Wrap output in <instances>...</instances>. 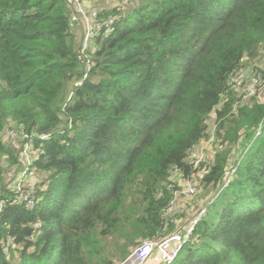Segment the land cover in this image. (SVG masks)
I'll return each instance as SVG.
<instances>
[{"label": "trees", "instance_id": "trees-1", "mask_svg": "<svg viewBox=\"0 0 264 264\" xmlns=\"http://www.w3.org/2000/svg\"><path fill=\"white\" fill-rule=\"evenodd\" d=\"M130 4L102 12L113 30L80 54L67 0H0V264H86L121 240L122 262L173 232V171L190 175L212 113L215 150L197 179L212 199L172 264H264V98L230 115L231 77L264 51V0ZM12 127L32 137L28 171L44 174L30 209L7 178L22 171Z\"/></svg>", "mask_w": 264, "mask_h": 264}, {"label": "built area", "instance_id": "built-area-1", "mask_svg": "<svg viewBox=\"0 0 264 264\" xmlns=\"http://www.w3.org/2000/svg\"><path fill=\"white\" fill-rule=\"evenodd\" d=\"M71 27L70 32L77 39V51L80 54L91 49L94 45V41L102 35H107L113 30V24L115 17L100 16L103 11L90 8L85 4L84 0H67ZM85 77V75H84ZM260 81V75L256 74L252 76V80L247 88L249 93H252L255 88V84ZM231 82V81H230ZM236 112V110H233ZM215 131H212V135ZM39 139H44L46 136L35 134ZM6 140L16 148L18 154V167L22 171L18 175L14 176L13 189L16 195L14 200L15 204H22L27 209H30L36 203L34 184H26V177L28 174V165L36 157V151L32 150V137L24 132L23 128H9L5 133ZM213 138V136H212ZM202 148L203 145H200ZM238 149V151H236ZM195 154L191 153L189 163L191 165V173L189 176L184 177L176 170L173 174L178 176L183 184L179 189L175 190L174 194L178 198L171 200L165 211L164 217L171 218L175 214L181 212L182 204L180 201L181 196L192 197L198 192L197 179L201 177L208 169L210 164V158L205 156V148L196 149ZM242 155L241 146L237 145L234 152L230 156L229 165L224 170L222 180L220 181L218 189L225 188L234 174L236 168V162ZM31 172V171H29ZM32 173L29 176L33 177ZM212 198L207 199L202 205H200L186 221H181L175 228V230L168 235L158 238L141 241L131 253L119 264H146L152 262L154 264H172L181 250L182 246L190 240L195 225L205 215L207 203ZM2 203L0 204V210Z\"/></svg>", "mask_w": 264, "mask_h": 264}, {"label": "rangeland", "instance_id": "rangeland-1", "mask_svg": "<svg viewBox=\"0 0 264 264\" xmlns=\"http://www.w3.org/2000/svg\"><path fill=\"white\" fill-rule=\"evenodd\" d=\"M98 1V0H94ZM102 1V7L104 8H111L113 5L115 6H120L124 11L128 9V7L135 4L136 0H101ZM139 0H137L138 2ZM129 3V6H125ZM120 7H116L119 8ZM245 67L239 74H237L235 77H231V85L233 90L236 93V101H235V106L232 109L237 111V108L250 105L253 101H261L264 98V79H261L259 82L255 84L254 91L252 93H249L247 88L252 80V76L256 71V69L260 70L262 74H264V51H261L259 54V57L254 61L251 62V64L246 65ZM254 77V76H253ZM230 115L236 116L237 113L235 111L231 112ZM215 116L212 113L208 119V138L204 140L200 145H203L201 148L200 145L196 149L201 150L205 148V154L208 153V156L213 155V152L215 150V134H211L212 131H215ZM213 136V138H212ZM195 149V150H196ZM235 150V148H234ZM238 151V149L236 150ZM234 152V151H233ZM232 152V153H233ZM196 152H192V154H195ZM20 170L16 166H10L7 168L6 173H7V178L9 173H13L12 175H18ZM34 173L35 175L33 177H30L29 175ZM28 176L26 177V184H34L38 182L39 180L44 178V174L38 173L37 171L33 170L31 172L28 171ZM6 178V179H7ZM173 180L177 182V184H180V188H182L185 184L181 182V179L176 176L175 174L172 175ZM11 186V184H10ZM211 192L210 190H206L202 192V189L200 192L193 196V197H186V196H181L180 200L182 204V209L180 212V215L182 214L181 218L178 219L180 221H183L184 218L186 217L187 214L191 213L192 211H195L200 205H202L208 198ZM213 196V193H212ZM191 198V199H189ZM184 203V204H183ZM179 215V216H180ZM105 244L104 247H102ZM101 247L100 249L96 252L93 253L90 258L86 260V264H105L107 260H110L111 262L115 264H119V255L121 252L126 250V245L125 243L121 240L117 244H110V243H105L101 242ZM132 246H129L128 251L130 250L129 254L133 249H131ZM128 254V255H129Z\"/></svg>", "mask_w": 264, "mask_h": 264}, {"label": "crops", "instance_id": "crops-1", "mask_svg": "<svg viewBox=\"0 0 264 264\" xmlns=\"http://www.w3.org/2000/svg\"><path fill=\"white\" fill-rule=\"evenodd\" d=\"M85 1V4L90 7V8H94V9H97V10H100V11H106L107 9H112L114 7H120V6H115L113 5L111 8H104L102 7V1L101 0H98V1H94V0H84ZM129 4V3H128ZM127 6V5H125ZM121 8V7H120ZM119 9V8H118ZM182 182V181H181ZM191 199V198H189ZM194 211H192L191 213L187 214L186 217L184 218L183 221H186L190 216L191 214L193 213ZM146 264H154L152 262H147Z\"/></svg>", "mask_w": 264, "mask_h": 264}]
</instances>
